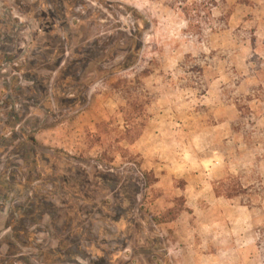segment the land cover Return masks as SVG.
Wrapping results in <instances>:
<instances>
[{
	"label": "rangeland",
	"instance_id": "obj_1",
	"mask_svg": "<svg viewBox=\"0 0 264 264\" xmlns=\"http://www.w3.org/2000/svg\"><path fill=\"white\" fill-rule=\"evenodd\" d=\"M176 1L0 0V264H264V0L196 30ZM132 97L143 133L118 142ZM229 175L240 195L194 214L188 185Z\"/></svg>",
	"mask_w": 264,
	"mask_h": 264
},
{
	"label": "trees",
	"instance_id": "obj_2",
	"mask_svg": "<svg viewBox=\"0 0 264 264\" xmlns=\"http://www.w3.org/2000/svg\"><path fill=\"white\" fill-rule=\"evenodd\" d=\"M176 2L179 3V8L182 11L184 17L188 21V28L190 30H196L201 27V22L206 21V19L209 18L210 12H211V5L214 4L213 0H177ZM137 99L135 98H129L127 102V106L122 109L121 113L124 117L125 122L127 123L124 130L118 129V142L120 141H128L130 144H133L136 140H138L142 133L143 128L145 126L144 123H138L137 119L143 118L146 114L144 111V105L139 106L136 102ZM137 120V121H136ZM97 130L103 129L105 131H110L109 123L103 122L100 124H97ZM139 127V128H138ZM88 137L96 138L98 142L102 144V137L99 134V131L97 133L88 134ZM90 138V139H91ZM89 140V139H88ZM94 140V139H93ZM32 142L35 144V141L32 140ZM103 145V144H102ZM111 147L109 146L108 149H105V152H103L100 156H98V161L100 162H107L110 163L114 160V156L111 154H108V150ZM117 149H121L120 147H117ZM73 159L79 160L80 158L77 156L72 157ZM237 182V183H232ZM213 189L218 197H224L226 199H232L234 197H237L240 195V190L242 187L238 184L237 179L229 175L228 177L213 182ZM179 214L178 210L170 209L166 212H164L159 217L157 216H151L152 220L156 224L164 223L165 221L177 217Z\"/></svg>",
	"mask_w": 264,
	"mask_h": 264
},
{
	"label": "crops",
	"instance_id": "obj_3",
	"mask_svg": "<svg viewBox=\"0 0 264 264\" xmlns=\"http://www.w3.org/2000/svg\"><path fill=\"white\" fill-rule=\"evenodd\" d=\"M213 84L215 85V87H218V90L221 89V84L218 82V79L216 78V81L213 82ZM218 85V86H217ZM168 116H172L171 115V111H168ZM198 113H195L194 111L189 115L192 116L190 117V121H192V125L190 122L187 121H183L182 123L176 122L174 125H172L173 127V131L174 132H181V131H185V129L187 127H189V129L192 130L193 126L196 129V131H198V129L202 130V124L201 122H195L194 121V117L197 116ZM177 125L180 126V128H177ZM150 126V125H149ZM149 126L146 129V132L144 133L145 135L147 134V130L149 129ZM144 135V137H145ZM158 138H161L160 134H157ZM188 144L190 143L189 139H186ZM199 138L198 139H191L192 145L189 144V147L191 149H188L187 151H185V149H180L178 152L179 158L176 157V159H174L176 162L178 163H183L184 164V175L187 179V181H189L190 184V180L191 182H201V173H193L192 171L194 169H197L199 167H201L202 163L207 165L210 162V159L207 156H204L202 153V150L200 148H198L199 145ZM159 154L161 155V153L159 152ZM184 157L186 158H192L191 162H189V160L184 159ZM194 159L198 160V167L197 165L194 163ZM201 163V164H200ZM164 166H167V164H164ZM200 170V169H199ZM191 185V184H190ZM192 186V185H191ZM199 186V185H198ZM188 192L190 193V195L194 194V198H195V202L191 203L189 200H187L188 203V207L193 210V213L196 214L197 211H202V210H214V209H218V205H220V199L222 197H218L216 196L214 189H213V183H212V188H209L207 185L202 186V187H190L188 185ZM226 210L231 211L230 208H227ZM242 213L245 215V219L244 221H246V225L248 224V216H249V212H245L244 210H242ZM225 215V214H224ZM232 223V221H231ZM226 226L231 229V224L226 222Z\"/></svg>",
	"mask_w": 264,
	"mask_h": 264
}]
</instances>
